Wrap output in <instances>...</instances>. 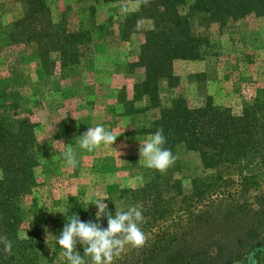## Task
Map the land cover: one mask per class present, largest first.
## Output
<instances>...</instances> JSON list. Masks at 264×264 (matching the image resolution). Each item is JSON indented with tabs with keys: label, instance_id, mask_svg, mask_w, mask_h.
Here are the masks:
<instances>
[{
	"label": "rangeland",
	"instance_id": "374dc122",
	"mask_svg": "<svg viewBox=\"0 0 264 264\" xmlns=\"http://www.w3.org/2000/svg\"><path fill=\"white\" fill-rule=\"evenodd\" d=\"M31 1L0 0V118L23 122L11 131L13 141L23 147L29 145L28 134L32 133L37 163L32 197L37 208L53 212L60 210L56 205L77 199L95 217L97 209L89 202L98 196L107 199L112 214L115 209L139 207L144 216L140 226L148 240L142 248L127 247L113 264L173 262L174 256L186 257L202 249L206 242L198 235L201 230L195 224L191 227L188 220L194 219L186 217L190 206L182 204L175 194L179 188L188 191L192 179L205 177L210 171L202 169L197 152L177 143L169 148L176 157L174 165L161 174L139 162L138 143L151 135L147 133L150 117L173 114L171 100L177 98L191 109L210 97L234 115L239 114L242 102L251 103L255 98L264 102V0H253L255 5L240 10L235 7L242 0H228L230 6L216 19L195 11V0H41L42 13L52 25H64L67 33L80 29L85 34L76 46V55L70 58L76 63L61 59L56 52L60 44L46 35L37 45H42L37 55L38 48L30 40L32 34L24 35L30 32L21 30L17 23L25 18L23 11ZM173 14L185 22H180L177 29L178 45H172L171 39L176 36L169 32V22L176 25ZM161 21H165L166 40L174 58L171 56L169 67L161 74L160 105L143 113L142 99H133L134 79H143L146 74L138 64V55L146 35L164 33ZM169 76L175 79L171 85L167 84ZM258 113L263 114L264 108ZM97 124L117 139L112 148L101 145L92 152L77 148L78 163L73 169L63 158V146L55 142L76 147V138ZM251 164L246 171H264L254 169V161ZM228 173L238 182L236 168ZM153 176L167 177L158 185L159 195L149 192L144 201L133 200V194L127 191L142 188ZM255 194L250 191L244 196L245 202L239 199L243 211L256 208ZM198 205L193 202L192 216L198 214ZM99 223L107 227L105 218ZM241 224L230 219L227 224L212 227L211 236L235 246L233 232ZM39 228L53 241L52 236L61 232L42 224ZM161 230L174 234L172 238L178 241L171 251L156 254L152 250ZM76 251L83 255L80 244ZM234 251L230 248L226 254H231L233 264H242L244 257H235ZM54 258L53 263L67 264L61 249ZM85 259L90 264V258ZM226 259L207 263L222 264Z\"/></svg>",
	"mask_w": 264,
	"mask_h": 264
},
{
	"label": "trees",
	"instance_id": "16d2710c",
	"mask_svg": "<svg viewBox=\"0 0 264 264\" xmlns=\"http://www.w3.org/2000/svg\"><path fill=\"white\" fill-rule=\"evenodd\" d=\"M253 5V0H242L235 9ZM229 6L228 0H195L193 4L195 11L213 19L223 15ZM165 8L164 5L163 9ZM256 9L259 10L258 7ZM23 12L25 18L23 16V19L17 22L18 27L30 32L24 35L32 34L30 40L33 44L39 45L43 35L50 36L55 39V43L60 44L56 52L61 55V59L76 63L70 58L76 55V46L81 44L85 36L82 30L67 33L64 25H52L42 13L41 0H32ZM173 18L176 25L169 22V32L176 36L174 40L173 37L171 39L172 45H178L180 34L177 29L185 22L175 15ZM164 22L161 21L164 33L146 35L139 50L138 64L143 65L146 74L143 79H134L133 99H142L143 113L150 112L160 105L159 92L163 80L161 74L169 67L171 56L174 58L168 48ZM64 45L65 48H62ZM37 48L38 55L42 45ZM168 78L167 84L171 85L175 79L170 76ZM180 99L171 100L175 106L173 114L164 112L159 116L150 117L147 133L153 134L157 129H163L165 148L169 149L174 144L182 143L187 150L197 152L202 169L210 171L205 177L192 179L188 191L183 192L179 188V192L175 194L182 204L184 202L188 208L190 206L187 212L189 216L186 217L194 220L188 222L191 227L195 224L196 229L201 230L198 235H201L206 243L202 249L191 251L186 257L174 256L173 262L165 260L161 264H208L207 262L222 257L227 258L222 264H233L229 259L231 254H226L230 248L235 249V257H244L242 264H264V171L260 174L246 171L253 161L257 164L254 169L258 172L264 169V113H258L264 108V102L258 98L251 103L242 102L239 114L234 115L227 107L214 104L210 97H206L201 106L191 109ZM22 123L0 118V168L3 172V179H0V236H7L12 242L10 255L4 252V246L0 243V264H56L53 263L54 256L60 249L47 237V231L40 229L39 225H47L48 229L56 232L62 230L67 219V216H62L66 206L69 207L68 214L76 213L83 222H95V217L89 215L85 206L77 199L56 205L60 206V210L58 208L53 212L47 213L45 208L40 206V209L37 208V202L32 197L36 186L33 168L37 164L31 142L32 133L28 134L29 145L23 147L13 141L15 137L11 132L14 126H22ZM234 168L239 175L236 183L228 177L229 170ZM158 177L153 176L142 188L127 192L133 194V200L138 198L141 201L148 198L149 192L154 196L158 192L159 195L161 186L158 185L167 177ZM250 191L256 192L253 197L256 208L251 207L252 210L243 211L244 205L240 204L242 201L239 199L243 198L244 201V196ZM193 202L200 204V210L192 216L190 209ZM230 219L232 222H242L233 232L232 240H237L235 246L219 238L213 239V232L210 231L214 226L227 224ZM221 227L227 232L224 230L225 226ZM173 236L175 235L169 231L161 230L152 251L156 250V254L171 251L169 249L178 241L177 238H172Z\"/></svg>",
	"mask_w": 264,
	"mask_h": 264
},
{
	"label": "clouds",
	"instance_id": "9594fccd",
	"mask_svg": "<svg viewBox=\"0 0 264 264\" xmlns=\"http://www.w3.org/2000/svg\"><path fill=\"white\" fill-rule=\"evenodd\" d=\"M117 137L102 124H97L94 127H87V131L76 138V147L59 141L55 143L63 146V158L67 165L74 169L78 163L77 148L92 152L101 145L111 147ZM165 143L163 129H157L149 138L138 143L139 162L143 161L146 167L155 169L161 174L165 173L176 160L172 151L164 147ZM120 162L125 163L121 160ZM0 179H3L2 170H0ZM106 200L98 196L97 199L89 202L97 209L95 222L91 220L83 222L76 213L68 214L69 207L64 208L61 215L67 216L66 222L59 236H51L62 250L67 264H89L85 257L90 258V264H113L127 247L142 248L146 244L148 236L140 226L144 222L141 209L133 205L126 209H115V213L112 214L108 210ZM102 218L107 221L106 228L99 223ZM0 243L4 246V252L10 255L12 242L7 236H0ZM77 244L83 247V255L76 251Z\"/></svg>",
	"mask_w": 264,
	"mask_h": 264
}]
</instances>
